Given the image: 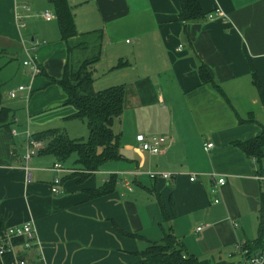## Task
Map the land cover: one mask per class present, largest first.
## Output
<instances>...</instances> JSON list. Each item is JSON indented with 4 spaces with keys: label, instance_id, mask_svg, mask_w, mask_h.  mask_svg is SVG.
Listing matches in <instances>:
<instances>
[{
    "label": "crops",
    "instance_id": "0c3cea01",
    "mask_svg": "<svg viewBox=\"0 0 264 264\" xmlns=\"http://www.w3.org/2000/svg\"><path fill=\"white\" fill-rule=\"evenodd\" d=\"M66 1L77 32L103 31L102 53L93 69L102 65V75L107 68L112 76L102 87L124 86L122 113L112 127L119 133L120 157L80 172L75 157L59 162L68 171H57L54 157L34 155L26 163V179L21 155L27 144L17 147L16 136L26 140L27 133L48 128L67 132L60 120L72 119L74 108L62 103L65 95L57 92V84L47 86L51 77H60L68 52L48 0H0L2 65L22 61L27 49L42 75L31 78L21 62L20 68L7 70L15 78L12 85L30 84L31 92L25 103L27 128L15 114L11 131L20 123L16 135L0 128V230L32 222L45 264L135 262L134 252L165 232L198 264H237L238 244L264 237V156L257 161L233 144L258 136L264 123V0H199L207 15L219 8L224 16L187 22L178 19V0ZM44 11L52 19H44ZM119 60L127 63L113 68ZM201 64L224 96L213 85L200 84ZM254 74L263 98L252 82ZM33 85L56 94H33ZM19 93L23 99L27 94ZM36 106L50 108L51 117H32ZM140 133L146 139L165 137L159 153L138 147ZM207 142L209 150L204 149ZM150 171L172 177L149 178ZM114 173L115 189L89 198L87 190ZM56 176L60 182L53 193ZM219 177L224 183L211 192ZM137 189H151L154 199L146 203Z\"/></svg>",
    "mask_w": 264,
    "mask_h": 264
},
{
    "label": "trees",
    "instance_id": "16d2710c",
    "mask_svg": "<svg viewBox=\"0 0 264 264\" xmlns=\"http://www.w3.org/2000/svg\"><path fill=\"white\" fill-rule=\"evenodd\" d=\"M48 1L53 6L60 39L64 41L68 55L72 54L75 49L83 51V53L79 52V54L75 55L76 61L74 64L66 61L62 68L61 76L58 78L51 77L49 82L57 84L62 89L65 94V99L62 103L69 104L74 108L70 118L85 121L89 134L87 140L84 141L68 137L64 130L57 128H48L30 133L29 136L32 139L42 143V147L34 155L49 154L57 162H61L75 154L73 162L74 165L79 166L80 172L95 171L102 163L120 157L119 133L115 132L112 127L114 121L122 113L124 86L119 84L99 90L93 89L92 72L94 64L100 59L102 53L103 31L77 32L74 26L73 14L67 1ZM178 6V19L183 22L201 19L207 15L199 0H178ZM75 37H77V41H74ZM70 41L73 43H70ZM3 51V49H0V54ZM126 63L124 60H119L113 68L120 67ZM39 73H41V68ZM198 78L200 84H211L220 95L224 96L221 88L214 84L210 73L202 64L198 68ZM252 82L259 95L263 98L260 82L255 74L252 75ZM13 90L16 93L15 97H17L20 90H17V88ZM10 91L12 90L7 92V96H9ZM30 92L31 85L30 91L28 93L26 91L27 94L24 96L25 101L29 99ZM14 122V110L2 104L0 91V128L11 131V126ZM261 126L262 132L258 136L244 142L233 143L235 146L240 147L247 157L254 158L257 161H260L264 156V123ZM27 148L26 145L21 155L24 166L34 156L24 159ZM81 175L85 176V174ZM117 181V174H109L107 180L99 187L87 190L89 198H96L111 193L115 189ZM162 210V213L165 214L163 208ZM263 239L264 237L260 234L259 239L245 244V247L249 251L256 250ZM134 253L138 256V260L127 264H198L193 256L185 254L182 245L170 232H165L159 241H151L143 250ZM5 261L6 264H9L10 259L5 257Z\"/></svg>",
    "mask_w": 264,
    "mask_h": 264
},
{
    "label": "built area",
    "instance_id": "2783aa9c",
    "mask_svg": "<svg viewBox=\"0 0 264 264\" xmlns=\"http://www.w3.org/2000/svg\"><path fill=\"white\" fill-rule=\"evenodd\" d=\"M27 8V6H25ZM224 16L223 12L216 8L213 12L208 13V18H213L214 16ZM18 17V16H17ZM43 17L46 20L52 19L53 15L49 11L43 12ZM25 58L22 60V65L27 70V73L32 78L40 72V67L36 58L31 55L30 51L24 49ZM17 90H26L27 93L30 91V85L24 86L19 85ZM9 96L14 98L16 93L14 90L9 92ZM12 135H16L14 130L11 131ZM165 137L163 136H151L149 139H146L144 134H137L136 141L138 142V147L147 151L151 154H157L160 151L162 144L165 142ZM26 143L27 150L24 155V159H29L33 156L37 150L42 147L41 141L32 139L29 134H26ZM212 147L210 142L204 144V149L209 150ZM25 176L26 179H29L30 173L29 168L25 165ZM53 169L57 171H68L64 169L59 162H55L52 166ZM149 178H162V179H171V174L167 172L153 171L147 173ZM213 176V175H211ZM196 179L194 174L189 176V180L193 181ZM60 182V177L56 176L52 180V186L50 187L51 192L58 193V184ZM224 183V178L219 177L213 180V186L211 192L217 190L219 185ZM127 188H129L127 186ZM218 199H215L214 202H218ZM235 225V223H233ZM203 225L196 227L197 230H200ZM240 250L241 260L237 264H264V239L262 240L260 246L253 251H249L245 244H238L237 246ZM5 257L10 259L9 264H45L40 241L37 236L36 229L32 222L27 221L21 224L8 226L5 229L0 230V264H6Z\"/></svg>",
    "mask_w": 264,
    "mask_h": 264
},
{
    "label": "rangeland",
    "instance_id": "374dc122",
    "mask_svg": "<svg viewBox=\"0 0 264 264\" xmlns=\"http://www.w3.org/2000/svg\"><path fill=\"white\" fill-rule=\"evenodd\" d=\"M51 22H53L55 24L54 20H52ZM75 38L77 39V37H75ZM47 41L49 42V40H47ZM70 43H73V42L70 41ZM76 54H78V53H76V50L72 51V54H69L67 56L66 61L72 62L74 64L75 61H76L75 60V55ZM17 56H20V55H17ZM4 57L5 56L0 54V65H2ZM103 61L107 65H109V63H110V60L108 58H105V57H103ZM20 62H21L20 59L15 58L14 60L11 59L8 64L0 66V91H1V102H2V104L7 106V107H10V108H12L14 110L15 117L17 118V120L21 119L20 122L22 123L23 128L25 129V128H27V124L25 122V118L28 116L27 115L28 114L27 107L25 106L26 101L23 98L20 99L18 97V96H20V93H18L17 97H15V98H10L9 96L6 95L9 90H11L12 88L14 89V88L17 87L16 84L15 85L11 84L12 82L15 81V78L11 77L10 74L8 75L7 70H8V68H10L9 66H14V67L20 68ZM21 66H22V64H21ZM101 68H103L102 65H101V67L97 66L96 70H93V72H92L93 89L94 90L103 89L104 87H102V84H101L102 81L105 80V78H107V77L110 78L112 76L111 73H108L109 70L107 68L105 69V72H104L105 74L102 75V72H101L102 69ZM40 76H42V75L41 74L40 75H36L35 77L37 78V77H40ZM43 78L47 79V77L44 76V75H43ZM27 82H25V83H27ZM48 85H53V84L48 82L47 86ZM55 86L57 88L56 89L57 92H59V93L61 92V93L64 94V92L62 91V89L58 85H55ZM33 88H34L33 94L35 93V94L38 95V94L42 93V91H44V90H40V89H43V88H36L34 85H33ZM43 94H44L43 97H46L48 95L56 94V91L48 90V91H44ZM31 98H34V97H31ZM31 98L28 101V103L31 101ZM34 101H35V98H34ZM34 101H33V103H34ZM46 105H49V104L46 103ZM49 110H50V108H47V109L41 108L40 109V108H37V106H36L35 109L33 110V114H37V115H33V114H31V115L35 119H49L51 117V113H50ZM38 113H40V114H38ZM53 120L54 119H51V120H49V122L53 121ZM55 125H57V124H51V126H55ZM60 125H62L63 127H66L67 132L65 130L64 131H65L67 136H68V130L70 129V132H69L70 134H69L68 137L71 136V138L82 139L84 141L87 140L89 132H88V128H87V125H86L85 121L83 122V121H79L78 119L63 118V119L60 120ZM68 125H69V128H68ZM15 127L16 128L18 127V130H19L20 123H19V126L14 125V128ZM32 129L33 128L30 127V132H31ZM23 139H24L23 134L20 135V133H19L16 136V142L20 141V144H18L17 147H19V146H21V144H23L21 147L24 148L25 144H27V143H26V140H23ZM73 157H75V154H72L67 159V161L65 160V162L67 163L68 160H70V158H73ZM65 162L63 161L61 163H65ZM73 164H74V162H73ZM137 190L140 193V199L146 201V203L148 202L149 199H154V195L150 194V192H152L151 189L148 192L145 191V190H139V189H137Z\"/></svg>",
    "mask_w": 264,
    "mask_h": 264
}]
</instances>
